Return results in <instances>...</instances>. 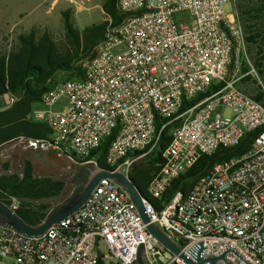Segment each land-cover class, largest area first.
Listing matches in <instances>:
<instances>
[{
  "label": "built area",
  "instance_id": "built-area-1",
  "mask_svg": "<svg viewBox=\"0 0 264 264\" xmlns=\"http://www.w3.org/2000/svg\"><path fill=\"white\" fill-rule=\"evenodd\" d=\"M235 6V0H116L121 23L107 27L75 77L44 91L29 114L47 124L51 146L71 160L95 163L83 159L108 140L106 168L127 176L159 149L169 126L143 203L179 252L146 229L125 190L102 178L77 211L40 236L0 222V264H139L140 246L144 264H188L181 254L196 261L200 243L204 258L224 253L214 264H264V101L238 84L256 71L248 62L249 71L236 74L245 33ZM249 134L244 152L214 162L188 191H176L160 209L149 200L161 198L201 156L235 147ZM8 200L18 208L16 197Z\"/></svg>",
  "mask_w": 264,
  "mask_h": 264
},
{
  "label": "trees",
  "instance_id": "trees-1",
  "mask_svg": "<svg viewBox=\"0 0 264 264\" xmlns=\"http://www.w3.org/2000/svg\"><path fill=\"white\" fill-rule=\"evenodd\" d=\"M238 0L236 11L243 25L245 40L254 48V64L262 82L253 89L252 96L264 101V0ZM102 10L106 19L78 29L72 20L70 9L62 11L63 32L60 37L43 28L31 27L19 33L17 44L7 52H0V95L9 93L11 104L0 109V147L17 138L49 139L50 129L44 122L29 117L33 107L40 101L44 91L54 83L75 77L80 61L89 57L94 47L101 41L107 27L121 23L124 15L116 8V0H104ZM249 67V65H248ZM246 65L241 72L249 71ZM66 78H58V73ZM250 74L240 80L246 81ZM198 95L190 102L185 101L181 111L202 98ZM159 125V122H157ZM169 126L162 133L159 149L144 155L139 165L133 164L128 176L138 190L145 194V186L159 170L162 161L161 151L170 138ZM249 134L235 147L219 148L212 154L201 156L190 168L172 180L161 198L149 197L156 209L169 202L178 190L188 191L199 175L207 172L212 164L244 152L252 139ZM108 140L83 160H93L98 166L107 167L105 152ZM143 151H137L136 154ZM141 158V159H142ZM89 163V162H88ZM21 174V175H20ZM8 173V163L0 161V200L9 205L10 196L18 197L19 206L15 211L30 225L39 224L48 214L46 205L32 207L27 200H38L56 194L62 188L59 180L41 179L32 176L29 161L25 162L23 173Z\"/></svg>",
  "mask_w": 264,
  "mask_h": 264
},
{
  "label": "rangeland",
  "instance_id": "rangeland-1",
  "mask_svg": "<svg viewBox=\"0 0 264 264\" xmlns=\"http://www.w3.org/2000/svg\"><path fill=\"white\" fill-rule=\"evenodd\" d=\"M104 0H0V52H7L14 48L17 44V36L19 33L27 32L31 27H36L41 30L43 28L49 29L54 37H60L63 32L62 24V11L70 9L71 17L74 25L78 29H83L85 26L100 22L106 19L102 10V3ZM238 0H235V5ZM253 3L256 0H249ZM236 7V6H235ZM225 12H232L233 3H226L224 5ZM245 51L237 58V75L242 73V66L248 67L250 62L254 68L255 73L250 72V77L246 81H239V86L252 95L253 89L257 87L258 83L262 82L260 75L257 73V68L254 64V48L249 47L245 40ZM249 68V67H248ZM235 69V68H234ZM58 78H66L67 75L60 72L57 74ZM255 81H258L256 83ZM64 100L55 104L54 108L58 109ZM227 113V111H225ZM231 114V113H228ZM22 152L16 149L11 160L12 172L20 173L22 171ZM25 154V153H24ZM29 156L30 166L35 176L45 174L52 180H59L63 182L62 188L52 197H43L41 199L27 200L28 204L32 207L40 205H49L53 201L60 200L64 196V190L70 188L74 179L71 175H67L65 171H61L62 167H67V170L72 171L70 163L61 159L57 163L43 162L39 159V155L34 154ZM66 158L65 155L62 156ZM145 160L140 158L135 164L139 165L141 161ZM74 165V164H73ZM20 200L18 197H16Z\"/></svg>",
  "mask_w": 264,
  "mask_h": 264
},
{
  "label": "water",
  "instance_id": "water-1",
  "mask_svg": "<svg viewBox=\"0 0 264 264\" xmlns=\"http://www.w3.org/2000/svg\"><path fill=\"white\" fill-rule=\"evenodd\" d=\"M11 101L12 99L9 93L0 95V109H3L11 104ZM40 142L45 141L41 140ZM47 143H49V141ZM84 164H86V167L84 168V178L77 185L75 191L72 193V195L61 201L52 210H50L46 217L39 224L35 226L30 225L15 210H13L2 200H0V222L12 227L16 231L25 235L40 236L50 225L60 222L64 218L77 211L86 202L92 190L100 181V179L109 178L117 183L129 195L130 199L136 206V209L141 216L143 223L146 224V229L157 240H159L173 252H179V247L173 241L167 238L152 222H150L149 217L144 209V196L134 185L129 176H127L121 169L112 170L106 167L98 166L97 164L92 162ZM200 245L201 247L196 252V261L185 257L184 254H181V257H183L188 264H202V262L205 260H209L212 264H214L217 258L224 257V253H222L219 256L204 258L200 254L202 243H200ZM137 262L139 264H144L142 258V246H140L138 251Z\"/></svg>",
  "mask_w": 264,
  "mask_h": 264
},
{
  "label": "crops",
  "instance_id": "crops-1",
  "mask_svg": "<svg viewBox=\"0 0 264 264\" xmlns=\"http://www.w3.org/2000/svg\"><path fill=\"white\" fill-rule=\"evenodd\" d=\"M41 140L45 141V142H40ZM46 141L48 142L49 139H31V138L20 137V138H17L15 140L11 141V142L3 144L0 147V161L8 163V173H12L11 160H12V156L14 155V151L16 149L20 150V152H22L20 155L23 156V160L21 161L22 162L21 164L23 166H22V171L20 173L24 172L25 162L27 160L28 161L30 160L29 156H27V155L33 156L34 154H37V155H39V159L38 160H41L43 162L47 161V162L57 163V161H59L61 159L67 161V158H63L62 157L63 155L57 153L56 150L55 151H56V156L57 157L55 158V160H52L49 157L48 153H47V147L49 145H51V144H50V142L47 143ZM31 169H32V167H31ZM62 170L65 171V172L68 171L67 167H62L61 171ZM32 176L35 177V178L50 179V178H48L47 175H45L43 173H42V175H39V176L36 177L33 171H32ZM54 195L47 196V197H52ZM61 201H63V198L60 199V200L53 201V203H51L49 205H46L45 211L49 212L56 205H58Z\"/></svg>",
  "mask_w": 264,
  "mask_h": 264
},
{
  "label": "flooded vegetation",
  "instance_id": "flooded-vegetation-1",
  "mask_svg": "<svg viewBox=\"0 0 264 264\" xmlns=\"http://www.w3.org/2000/svg\"><path fill=\"white\" fill-rule=\"evenodd\" d=\"M47 153L52 160H55V158L57 157L56 151L51 145H49L47 147ZM66 158H67V161L70 163V166L72 167V171L68 170L66 172V174L71 175V177L74 180L72 182H70L71 183V184H69L70 188H66L64 190L63 200L68 198L70 195H72V193L75 191V188L77 187V185L83 180L84 173H85L84 168L86 167V164L82 163L78 159L71 160L67 156H66Z\"/></svg>",
  "mask_w": 264,
  "mask_h": 264
}]
</instances>
